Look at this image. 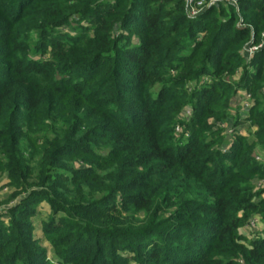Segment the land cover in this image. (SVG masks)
<instances>
[{
	"label": "trees",
	"instance_id": "1",
	"mask_svg": "<svg viewBox=\"0 0 264 264\" xmlns=\"http://www.w3.org/2000/svg\"><path fill=\"white\" fill-rule=\"evenodd\" d=\"M205 1L191 17L185 0H0V173L30 192L0 213V264H264V230L240 233L264 222V45L245 57L264 0ZM240 91L255 132L237 121L227 149ZM34 196L62 215L41 228L55 263Z\"/></svg>",
	"mask_w": 264,
	"mask_h": 264
},
{
	"label": "rangeland",
	"instance_id": "2",
	"mask_svg": "<svg viewBox=\"0 0 264 264\" xmlns=\"http://www.w3.org/2000/svg\"><path fill=\"white\" fill-rule=\"evenodd\" d=\"M203 10H200L199 13L196 15L198 16ZM134 38H137V36L134 35ZM252 54L249 52V48L248 50L246 49L245 52V57L246 58H250ZM222 77L225 78V80L227 81V83H231V78L229 77L228 73H224L222 75ZM218 78V77H217ZM210 77L209 76H205L204 77V81H208L209 82ZM189 85H191V83H189ZM240 94L233 99V103L230 105L229 107V112L231 113V116L226 119V121H221L219 120L217 122L218 126H222L225 124V129L223 130V134L225 135L226 138V143L227 145H225L227 149L230 148L231 143L230 141L233 139L234 136H236V134H234V124H236L237 121L242 122L245 121L246 123L243 125V127H241L242 132L244 131V133L248 132L250 134L254 133L255 130L250 128L249 124H247V112H248V108H247V102H248V97L247 95H250L249 98V102H251V104L253 103V96L251 94H248L245 91H240ZM188 115V114H187ZM225 122V123H224ZM254 161L257 162V164H259V166H263L264 165V151L261 150L259 145H255L254 147ZM259 157V160H257V158ZM255 185V191L259 192L260 190H262L264 188V179H260V178H256V181L254 183ZM34 186H30L28 185L27 188L28 190H32ZM18 193V190L15 188V186L13 185V180L9 177L7 172H2L0 173V213L2 214V218H4L5 220L8 219L7 212L8 209L11 208V206L13 205H17L20 204L22 202H24V198H26V196H28L30 192H23L22 194H20L17 197L12 198V196L14 194ZM260 198H264V196L260 197ZM39 197L38 196H34L32 198V200L30 202H26V207L27 208H35L36 214L31 215V213L27 212L26 215L28 216V218L34 222V231L32 233V236L38 240V246L41 250H44L45 252L42 253V255L45 256V258H47L46 261L55 263L58 261V257L55 253V250L53 249V247L48 243L46 236L44 235V233L42 232V223L43 220L49 218L50 216L53 215H59L60 217L62 216L61 213H55L54 211H50L48 209V207L45 204L39 205ZM257 200V199H256ZM261 229L264 230V222L262 220V216L255 214L251 217V223L249 225H245L243 228H241L240 233L243 235V241L242 243L244 245L249 244L250 242H252L261 232ZM152 236H160L159 234H154ZM185 244V243H184ZM187 254H184L183 256H186ZM124 257H126V261L123 264H171L169 261H165L162 263H157L155 261H151V263H149L148 259H146V257L141 256V258L137 259L133 253H124L123 254ZM217 256V255H216ZM181 255H173L172 256V260L181 258ZM218 259L223 260V256L219 255L217 256ZM241 262V260H239ZM64 263V262H63ZM64 264H69V263H64Z\"/></svg>",
	"mask_w": 264,
	"mask_h": 264
},
{
	"label": "built area",
	"instance_id": "3",
	"mask_svg": "<svg viewBox=\"0 0 264 264\" xmlns=\"http://www.w3.org/2000/svg\"><path fill=\"white\" fill-rule=\"evenodd\" d=\"M216 1V0H215ZM186 3V9L191 17H196V15L199 13L200 10H203L206 1L205 0H185ZM264 45V33L262 35V42L258 46H252L249 47V52L253 54L257 50L261 49ZM248 97V102H247V108L249 109L251 107V102H249L250 95H247ZM259 160V157L257 158Z\"/></svg>",
	"mask_w": 264,
	"mask_h": 264
}]
</instances>
